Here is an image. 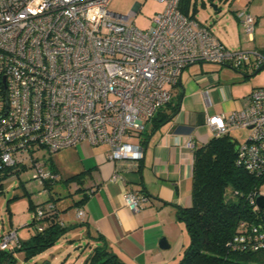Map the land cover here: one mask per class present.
Segmentation results:
<instances>
[{
    "label": "built area",
    "instance_id": "built-area-1",
    "mask_svg": "<svg viewBox=\"0 0 264 264\" xmlns=\"http://www.w3.org/2000/svg\"><path fill=\"white\" fill-rule=\"evenodd\" d=\"M111 1L0 0V179L28 167L40 187L54 181L57 175L35 153H56L82 141L108 146L107 158L119 173L130 171L144 158V147L134 139L171 100L168 87L186 67L212 63L253 71L264 65V53L256 48L229 50L182 14L180 0H156L165 8L145 30L131 21L140 6L121 15L108 10ZM237 18L244 41L253 43L257 18L246 11ZM207 125L215 137L250 130L235 163L264 173V86L254 88L240 110L207 117ZM183 146L193 152L194 138ZM119 173L114 179H121ZM145 200L134 191L124 195L133 212ZM248 200L257 208L254 195ZM54 208L36 207L37 231L43 230L42 215ZM75 215L82 220L84 211ZM228 245L264 250V223H240ZM17 247L16 229L0 236V250Z\"/></svg>",
    "mask_w": 264,
    "mask_h": 264
},
{
    "label": "crops",
    "instance_id": "crops-1",
    "mask_svg": "<svg viewBox=\"0 0 264 264\" xmlns=\"http://www.w3.org/2000/svg\"><path fill=\"white\" fill-rule=\"evenodd\" d=\"M223 68L241 71L212 63L193 64L182 71L176 84L168 87L171 106L177 105L178 109L172 113V107H164L163 114H171L170 118L146 138L139 173H119L117 163L107 158L108 146H92L87 141L56 153L47 151L50 156L40 160L46 171L57 175V180L90 171L83 189L92 192L80 206L84 211L82 220L76 218L77 208L72 207L81 195L60 185L55 188L56 198H60L55 204L58 218L63 226L88 239V255L96 245L103 244L123 264H170L181 255L187 240L177 208L190 206L193 165V152L183 146L184 140L192 136L196 147L205 145L214 137L207 117L240 110L243 99L254 89L233 93L232 86L225 82ZM250 72L247 68L246 73ZM193 97L198 99L194 107ZM19 171L31 173L24 187L29 183L33 195L46 196V191L32 180L30 168L21 167ZM117 172L121 179H114ZM130 191L146 198L136 212L124 202L125 193ZM68 194L71 196L66 197ZM4 233L0 232V236ZM161 239L167 248H160ZM85 262L86 259L82 264Z\"/></svg>",
    "mask_w": 264,
    "mask_h": 264
},
{
    "label": "trees",
    "instance_id": "trees-1",
    "mask_svg": "<svg viewBox=\"0 0 264 264\" xmlns=\"http://www.w3.org/2000/svg\"><path fill=\"white\" fill-rule=\"evenodd\" d=\"M179 10L194 19L196 7L191 0H180ZM255 71H251V75ZM244 73L243 77L250 76V73ZM171 104L170 100L165 106L172 107ZM164 107L155 113L145 130L140 133L138 138H142V146L146 138L170 118L171 114H163ZM177 109L178 106L174 105L171 112L175 113ZM238 146L227 133L220 137L214 136L205 145L193 150L191 203L188 208H177V215L184 225L188 241L181 255L170 264H264V250L251 252L233 249L228 245L237 233L240 223H264V211L255 208L248 200L252 195L255 200L264 195L260 192V188L264 186V173L257 175L236 165ZM141 162L134 169L123 173H139ZM89 176L90 171H84L64 180L44 181L41 187L46 191L48 198L38 205L32 200L33 192L27 191L22 182L24 195L28 199V210L34 211L35 216L38 206L52 203L55 207L56 202L60 200L56 198L58 193L55 192L58 185L72 189L73 194L81 195L80 200L72 205L80 209L92 192V189L87 192L83 189ZM4 180L0 179V188ZM34 183L38 185L37 182ZM70 196L68 194L66 197ZM31 224L36 226L35 219ZM40 224L43 230L36 231L26 241L20 242L19 247L0 250V264H18L16 255L19 254L22 260L27 262L55 245L71 230L63 224L61 226L56 207L42 215ZM105 245H96L87 256L85 264H123Z\"/></svg>",
    "mask_w": 264,
    "mask_h": 264
},
{
    "label": "rangeland",
    "instance_id": "rangeland-1",
    "mask_svg": "<svg viewBox=\"0 0 264 264\" xmlns=\"http://www.w3.org/2000/svg\"><path fill=\"white\" fill-rule=\"evenodd\" d=\"M191 2L195 3L196 7L195 21L209 29L229 50H245L250 47L264 53V0H191ZM212 5L217 6L216 11ZM135 6H140V9L131 21L142 30L149 27L150 20L155 13L162 12L165 8L163 3L156 0H112L108 10L127 15ZM242 11H246L257 18L258 23L255 27V41L253 43H246L242 36L237 18ZM243 69L246 71V68ZM224 70L227 79L225 82L232 86L235 94L244 93L250 88L264 86V69L255 75L250 73L247 78L243 77L242 74L245 73L242 70L237 73L229 69ZM197 100L195 98L193 107L197 104ZM228 135L241 145L248 139L250 130L231 129ZM35 154L41 161L46 156H50L46 150L37 151ZM30 175L31 173L28 171H19L14 176H7L0 188V232L4 233L10 229H16L17 238L21 242L27 240L37 231L36 226L31 224L32 220L35 219L34 211L28 210V199L24 195L25 191L21 185L24 180L30 179ZM25 187L27 191H32L29 183H25ZM61 190L65 194L64 188ZM260 192L264 194V186L260 188ZM47 198V195L37 197L34 194L32 196L36 205L46 201ZM184 233L188 241L187 234ZM88 242L84 235H80L79 232L71 229L55 245L27 262L22 260L20 254L16 255L17 263L82 264L89 252Z\"/></svg>",
    "mask_w": 264,
    "mask_h": 264
},
{
    "label": "water",
    "instance_id": "water-1",
    "mask_svg": "<svg viewBox=\"0 0 264 264\" xmlns=\"http://www.w3.org/2000/svg\"><path fill=\"white\" fill-rule=\"evenodd\" d=\"M212 8L214 9V11L217 10V6L212 5ZM262 69H264V65H262L260 68H258L252 75L257 74L259 71H261ZM256 206L257 208L261 211L262 209H264V195H260L256 198ZM159 246L162 249L167 248V243L165 242L164 239H161L159 242Z\"/></svg>",
    "mask_w": 264,
    "mask_h": 264
}]
</instances>
